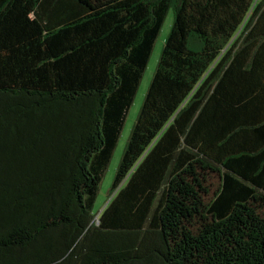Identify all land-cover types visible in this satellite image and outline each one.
I'll list each match as a JSON object with an SVG mask.
<instances>
[{"label": "trees", "instance_id": "1", "mask_svg": "<svg viewBox=\"0 0 264 264\" xmlns=\"http://www.w3.org/2000/svg\"><path fill=\"white\" fill-rule=\"evenodd\" d=\"M0 264H264V0H0Z\"/></svg>", "mask_w": 264, "mask_h": 264}, {"label": "rangeland", "instance_id": "2", "mask_svg": "<svg viewBox=\"0 0 264 264\" xmlns=\"http://www.w3.org/2000/svg\"><path fill=\"white\" fill-rule=\"evenodd\" d=\"M174 23H175V6L172 5V7L170 8V10L166 15L163 26L155 42L153 51L151 53L148 65L141 79L133 104L128 112L118 144L114 150L110 163L100 183L99 192L93 207V212L95 214V221L97 220L99 214L103 211V209L107 206V204L113 199V197L117 192V191H113V185L117 175V171L119 169L124 151L130 139L132 130L137 122L143 104L145 102L148 90L151 86V82L157 71L165 43L173 29ZM196 45L199 46L198 44ZM213 184L214 186L211 193L212 195L215 189L217 188L216 179H214Z\"/></svg>", "mask_w": 264, "mask_h": 264}]
</instances>
